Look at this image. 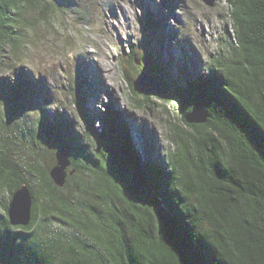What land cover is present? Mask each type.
<instances>
[{
	"label": "trees",
	"instance_id": "16d2710c",
	"mask_svg": "<svg viewBox=\"0 0 264 264\" xmlns=\"http://www.w3.org/2000/svg\"><path fill=\"white\" fill-rule=\"evenodd\" d=\"M225 1L234 42L227 55L214 59L209 74L188 78L184 86L151 74L165 89L159 98H178L183 123L171 128L173 148L165 159L154 160L152 152L147 159L140 156L129 146L121 114L107 110L104 145L98 141L99 147L84 150L91 172L74 185L68 173L58 188L50 168L39 169L37 154L29 148L32 160L12 156V137L0 128V264H264V0ZM47 7L42 0H0V65L10 63L3 54L5 44L15 57L21 54L27 39L24 11ZM144 51L129 47L119 60L134 96L141 95L134 79L146 73L138 66L148 57ZM36 87L27 76L12 91ZM67 91L79 112L85 98L73 83ZM141 96L150 102L149 95ZM195 106L206 112V120L187 123L184 116ZM40 120L52 130L56 147L65 148L72 174L68 148L81 144L72 141L71 126ZM58 124L67 140L54 130ZM113 139L132 159L134 173L114 167ZM23 184L33 200L31 222L12 226L8 202ZM67 187L75 198H66ZM86 198H95L100 208Z\"/></svg>",
	"mask_w": 264,
	"mask_h": 264
},
{
	"label": "rangeland",
	"instance_id": "374dc122",
	"mask_svg": "<svg viewBox=\"0 0 264 264\" xmlns=\"http://www.w3.org/2000/svg\"><path fill=\"white\" fill-rule=\"evenodd\" d=\"M42 1L47 10L28 9L23 13L26 26L22 33L27 39L21 54L15 57L7 44L3 46V54L10 63L0 65V117L5 122L0 128L12 137L8 144L9 151H15L12 156L32 160L34 155H29V148L37 154L39 169L51 168L56 161V140L49 136L52 130L46 129L40 119H58L64 126L69 124L72 141L81 144L68 148L74 169L67 174L72 175L70 184L74 185L86 172H91V165L83 161L84 150L99 147L98 141L104 145L107 110L121 114L129 146L140 156L147 159L151 152L154 160L169 156L165 153L173 148L171 128L173 124L183 125L178 99L151 94L150 102L145 104L142 94L130 93L119 60L129 47L145 50L148 57L139 61L138 66L146 73L168 77L166 82L182 86L188 78L209 74L215 66L214 59L227 55L234 42L226 1L214 0L212 6L202 0ZM153 20L157 26H151ZM159 35L164 37L161 43L157 41ZM164 43L169 55L162 52ZM102 64L109 68L106 76ZM27 76L37 82V87L13 93L12 88H18L20 82L24 84ZM69 82L85 98L79 112L68 94ZM134 126L138 127L136 131ZM54 130L60 131L63 139L69 138L59 124ZM23 135L25 138H21ZM113 140L111 155L117 162L114 167L119 166L128 175L134 173L124 165L117 141ZM33 142L39 144L32 148ZM106 158H110L107 152ZM65 191L67 199L75 198L72 188ZM83 200L95 202L94 206L100 208L95 198Z\"/></svg>",
	"mask_w": 264,
	"mask_h": 264
},
{
	"label": "water",
	"instance_id": "95a60500",
	"mask_svg": "<svg viewBox=\"0 0 264 264\" xmlns=\"http://www.w3.org/2000/svg\"><path fill=\"white\" fill-rule=\"evenodd\" d=\"M202 1L209 6H212L214 2V0ZM133 87L136 92L140 94H165V89L159 85L151 74L147 73H139L133 81ZM206 117V112L201 107L195 106L184 116V119L187 123H202L206 120ZM121 152L122 150H119V155L121 156L124 165L129 167L130 171H133L129 165L132 164V159L127 154ZM55 159L56 162L54 166L49 170V176L56 186L62 187L66 181L67 168L70 165L67 152L63 145H58L56 147ZM32 205L33 200L29 187L26 184H23L12 193L8 202L6 215L9 224L12 226H27L32 218Z\"/></svg>",
	"mask_w": 264,
	"mask_h": 264
},
{
	"label": "bare ground",
	"instance_id": "6f19581e",
	"mask_svg": "<svg viewBox=\"0 0 264 264\" xmlns=\"http://www.w3.org/2000/svg\"><path fill=\"white\" fill-rule=\"evenodd\" d=\"M162 38H164L163 35H159L157 41H159L161 43L162 42L161 41ZM162 52H163V54L167 55V53H168V45H167V43H164L163 44ZM168 55H169V53H168ZM101 69H102V72H103V76H106V71H109V68H107L104 64H102L101 65ZM88 94H90V93H88ZM133 129H134V131H136L138 129V127L137 126H134Z\"/></svg>",
	"mask_w": 264,
	"mask_h": 264
},
{
	"label": "clouds",
	"instance_id": "9594fccd",
	"mask_svg": "<svg viewBox=\"0 0 264 264\" xmlns=\"http://www.w3.org/2000/svg\"><path fill=\"white\" fill-rule=\"evenodd\" d=\"M157 96H159V95H157ZM175 97V96H174ZM177 98V97H176ZM178 99V98H177Z\"/></svg>",
	"mask_w": 264,
	"mask_h": 264
}]
</instances>
